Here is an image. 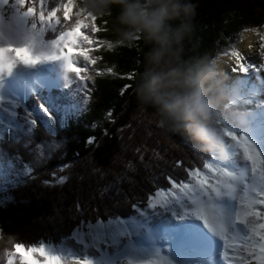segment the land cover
Segmentation results:
<instances>
[{
    "label": "snow or ice",
    "instance_id": "obj_1",
    "mask_svg": "<svg viewBox=\"0 0 264 264\" xmlns=\"http://www.w3.org/2000/svg\"><path fill=\"white\" fill-rule=\"evenodd\" d=\"M76 5L77 0H0V74L10 73L20 64L31 66L62 61L80 82L84 99L91 103L96 78L116 75V71L113 66L98 67L103 61V56L97 55L102 48L99 25H96L97 31L90 33L87 22L79 23L84 17ZM243 31L253 33L258 40L248 43L247 51H243L238 47L243 43L242 37L235 42L229 39L217 55L227 62L230 79L237 83L247 110L246 123L226 127L224 135L237 156H243L248 163V177L234 186L232 174L214 163L215 154L199 163L176 159L170 171L157 172L151 167L150 160L145 161L147 150L138 147L136 159L127 161L123 172L94 166L86 179L84 172H73L74 161H66L42 178L37 173L58 146L54 142L36 141L20 154L17 167L21 179L15 184L0 180V209L29 206L30 200L17 199L13 195L22 183L29 181L58 191L60 202L66 199L64 189L74 182L72 203L67 209L55 207V216L41 222L54 236L52 244L43 239L35 242L22 239V233L31 234L34 229L7 231L4 222L0 221V232L16 237L0 253V264H97L94 257L105 250L112 251L111 234L123 227L121 222L130 216L140 217L145 210L152 215L178 202L188 207L199 205L205 225L222 237L221 264H264V31L260 27ZM127 78L131 79L132 75ZM242 80L246 82L238 83ZM41 109L46 111L43 105ZM106 117L107 122H115L111 109ZM32 124L36 127L37 121L33 120ZM98 126L99 122L94 121L92 129ZM103 134L110 135L107 128L103 129ZM85 145L98 147L99 140L96 136H88ZM137 161L151 176L149 184L140 190L135 187ZM86 180L89 183L85 196ZM125 183L130 186V191L123 187ZM220 195H233L239 200L236 221L242 228L235 236L229 234L211 207L204 206V201ZM155 225L171 226L169 214L165 213L159 219L154 217ZM64 241L72 249L71 253L58 250L57 246ZM97 243L98 247L95 246ZM138 264H168V261L152 258Z\"/></svg>",
    "mask_w": 264,
    "mask_h": 264
},
{
    "label": "trees",
    "instance_id": "obj_2",
    "mask_svg": "<svg viewBox=\"0 0 264 264\" xmlns=\"http://www.w3.org/2000/svg\"><path fill=\"white\" fill-rule=\"evenodd\" d=\"M184 2L192 4L194 12L182 18V21L174 22V26L175 23L182 22L185 28L182 38L173 44L171 62L163 65L158 58L151 55L156 47L154 41L146 34L119 22L121 12L119 5H96L95 0H80L77 8L81 10L83 17L91 15L95 29L96 25H99L102 48L97 55H102L103 61L98 67L106 69L113 66L116 75L105 74L97 77L91 103L86 100L82 106L81 98L74 86L63 92L53 90L47 98L51 104L63 108L67 103L68 106L72 105L77 109L74 114L65 113L63 119L54 115L53 131L45 128L39 115L28 116L19 108L18 121L21 126L17 130H11L0 140V168L10 162L18 165L20 154L28 150L30 144L40 140L61 143L37 173L42 178L46 177L49 170L66 161H74L73 172H84L86 179L94 166L123 172L125 163L136 159L138 147L147 150L145 161L150 160L151 167L157 172L170 171L176 159L199 163L215 154V150L211 152L205 150L194 138L193 130L198 123L185 120L179 114L162 111L161 105L143 98L140 88L152 76L161 72H173L176 77H182L184 83L181 86L166 90L168 99L188 96L198 89L202 91L212 105L214 114L212 126L218 135L223 137L225 125L228 123L226 109L229 101L226 94L217 88L212 62L220 57L217 55L218 51L227 45L229 39L235 42L241 38L245 32L243 29L264 26V0H184ZM129 74L132 75L131 79L127 78ZM44 97L43 95L38 103L36 96L31 97L26 106L31 111H39L40 104L46 106ZM31 104L35 107H31ZM110 109L114 113V123L107 122L106 113ZM33 120L37 121L36 127H33ZM94 121L99 122L95 130L92 129ZM104 128L108 129L109 136L103 134ZM88 136H96L99 146L86 147L85 140ZM135 167L138 169L135 173V187L140 190L149 184L151 176L149 170L138 161ZM20 179V174L15 176L14 184ZM88 183L86 180L83 193L85 196ZM123 187L130 191L127 183ZM74 191L73 182L64 189L66 199L60 202L58 191L45 189L39 182L22 183L13 195L17 199L26 198L31 204L27 207L10 206L0 209V221L4 222L7 231L32 227L34 231L31 234L22 233V239L29 242L43 239L46 243L52 244L55 238L41 222L55 216V207L69 208ZM137 218L130 216L123 222ZM15 239V234L0 232V253Z\"/></svg>",
    "mask_w": 264,
    "mask_h": 264
},
{
    "label": "rangeland",
    "instance_id": "obj_3",
    "mask_svg": "<svg viewBox=\"0 0 264 264\" xmlns=\"http://www.w3.org/2000/svg\"><path fill=\"white\" fill-rule=\"evenodd\" d=\"M79 2L80 0H77L76 6H78ZM85 22L90 25V33L96 31L91 15H87L83 20L79 21V23ZM244 33L246 32H243L241 37H243ZM220 58L222 57L214 60L212 64L214 67L215 80L218 86L217 88H219L226 94L229 101L228 108L226 109V119L228 123L225 125V128L232 125L242 126L248 119L247 110L242 101L238 88H234L233 90L227 87L226 84L224 85L221 81L220 75L217 71V62H219ZM43 65L44 62L31 66L20 64L17 65L10 73L0 74V87L6 82L8 84V87H10L8 88V91L0 89V93L2 94L1 96H4L2 118L0 119V140L3 139L5 135L9 134L11 130H17L19 126H21L20 122L18 121L19 113L17 110L19 108H22L28 116L32 114H34L35 116L39 115L42 118L43 124H45V128L49 131H53L54 115L59 116V118L62 117L63 119L65 113L74 114V112L77 111L75 107H73L72 105L68 106L67 103L63 108L61 106L51 104V102L47 98L51 94L52 89L63 92L64 90L74 86L75 90L78 91V96L81 98V106L86 103V100L84 99V96L82 94V87L77 78L72 83H70V85L63 89L52 86V88L48 87V91V88L40 85L35 92L30 91V93H28L26 97L22 98V96L17 93L23 91L22 86L18 82V77L22 74L26 78V74H28L29 72L33 74V71L38 72L39 69L43 67ZM43 91L44 94H42ZM43 95L45 96L43 98V101L46 105L43 106L46 111L41 109V104L40 106H38L39 111L29 110V107L26 106V102H28L29 98H33L36 96L38 98V103ZM81 106L79 108H81ZM31 107L35 106L31 104ZM222 139L224 148L222 152H215L217 159L214 161V163L217 166L227 170L229 173L232 170L234 173V177H236L238 170L237 167L232 166V164L238 158V156L235 152V149L228 145V141L225 135H223ZM54 143L58 147L53 149L52 153H55V151H57L61 144L60 142ZM262 147H264V145H262ZM244 164L246 166V170L242 174L238 173L240 179H237L236 183H232L234 186L239 182H242L245 177H248L250 175L248 163L244 161ZM18 175L19 169L17 167V163L10 162L5 167L0 168V180H7L8 182L14 184L13 179ZM214 199L215 201L220 203L219 205L223 206L224 204H226L225 202H227L226 199H228V195H220L214 197ZM233 203L235 204L233 205L232 209L234 208L236 203L239 204V200L237 197H235ZM165 213L169 214V223L171 226H153V218L155 217L156 219H159ZM214 214L217 218H221V216L216 214L215 211ZM195 216L197 215L194 214L191 209L179 202L175 205L169 204L160 212L153 213L152 215H149L146 210L145 212L140 213V217L135 220H131L129 222H121L123 227L118 228L111 234L110 247L112 248V251L108 252L107 250H105L99 256L94 258L96 259L97 264H138V262L140 261L152 258L170 259L172 258V256L170 255V250L173 248V246H176L175 248L178 254L185 251L184 253L180 254L182 259L185 260V263L182 264H204V262H201L194 257L192 252H190L191 248H188L186 244L183 246L176 244V242H174L173 240L172 235L173 233L178 235L184 229V232L186 231V234L184 235L186 236L187 240H201L206 243H211L214 240V242L216 243V249L220 248V239L218 237H214L215 235L213 233V236L210 235L211 232L208 231V229L210 230V228L208 227L207 229L205 227L202 215L198 218H196ZM201 220L203 221L201 222ZM172 221H175V223L172 224ZM185 222H189V225L184 227L182 225H184ZM191 225H193V228H190L192 227ZM190 230L192 231L190 232ZM195 231L196 233H194ZM188 232H190L191 235L193 234V236L190 237V234ZM208 234L210 236H208ZM201 237L203 238L201 239ZM122 240L124 241L123 243L121 242ZM95 246L98 247L99 243H97ZM179 247L180 249H178ZM58 250L66 251L69 253L72 252V249L67 244V242H64L60 247H58ZM178 263V261L173 262V264Z\"/></svg>",
    "mask_w": 264,
    "mask_h": 264
},
{
    "label": "clouds",
    "instance_id": "obj_4",
    "mask_svg": "<svg viewBox=\"0 0 264 264\" xmlns=\"http://www.w3.org/2000/svg\"><path fill=\"white\" fill-rule=\"evenodd\" d=\"M96 5L116 4L121 8L118 17L122 25L146 34L156 47L152 56L163 65L171 62L173 44L182 38L185 25L175 23L194 12L193 5L184 0H95ZM182 77L173 72H161L141 85L146 101L161 105L162 111L179 114L183 119L198 123L193 130L194 138L209 152H222L223 139L212 126L214 114L211 102L199 89L188 96L167 97V89L181 86Z\"/></svg>",
    "mask_w": 264,
    "mask_h": 264
},
{
    "label": "bare ground",
    "instance_id": "obj_5",
    "mask_svg": "<svg viewBox=\"0 0 264 264\" xmlns=\"http://www.w3.org/2000/svg\"><path fill=\"white\" fill-rule=\"evenodd\" d=\"M261 31H264V27L261 28ZM243 43H240L238 47L243 50L247 51V44L250 42H256L258 38L250 32H246L243 34ZM227 62L225 61L224 58H220L219 62H217V71L220 75L221 81L223 84L231 89L238 88L237 83L235 81H232L230 79L231 74L228 73L227 71ZM17 79V78H16ZM76 79V76L74 73L69 72L67 68L65 67L64 63L62 61H46L44 62L43 67L39 69L38 72L33 71V74L29 72L25 76L22 74L18 77V82L22 86L23 91L22 92H17L23 97H26L30 91L35 92L37 88L41 86L45 87H50L56 86L60 89L66 88L70 83H72ZM246 81H238V83L243 84ZM10 87H8L7 82L0 87V89H3L4 91H8ZM2 94L0 93V119L2 118V108H3V99L4 96H1ZM244 158L243 156H238V158L233 162L232 166H236L238 173L242 174L246 170V166L244 164ZM234 177V173L231 170L230 174H232L231 177V182L234 184L237 182V179L239 180L240 177L238 176ZM244 175V174H243ZM236 196L233 195H228V199H226L227 202L223 206L219 205L220 203L215 201L214 198H212L210 201H204V206L211 207L213 209V212L215 211L216 214L220 215L217 219L222 221L226 227L228 228L229 234L235 236L237 235V232L242 228V225L239 224L237 221H235L236 213L238 211L239 204L236 203V207L232 209L234 199ZM188 207V206H187ZM191 209V211L194 212L197 216L196 218L201 217L200 213V206L193 204L191 207H188ZM234 211V212H233ZM236 211V212H235ZM187 220V219H186ZM203 220H201L202 222ZM189 222H185L184 225L182 226H188ZM205 225V223H204ZM193 228V225H191ZM205 227L208 229V227L205 225ZM210 228V227H209ZM187 229V228H186ZM192 230H190L191 232ZM211 236L213 234L215 235L214 237H218L220 239V242L223 243L222 237L217 234L215 231H213L211 228L210 230L208 229ZM186 232V231H185ZM184 232V229L180 232V234H175L173 233V240L176 242V244L179 245H187L188 248H191L192 254L194 255L197 260H200L201 262H204V264H221V259H220V253L222 251V247L220 245V248L216 249V243L214 240L211 243H206L201 240H187L186 234ZM188 232L191 236V233ZM196 233V231L194 232ZM213 233V234H212ZM208 234V236H210ZM185 236V238H184ZM203 237H201L202 239ZM211 238V237H210ZM210 242V241H209ZM215 244V246H214ZM176 246H173V248L170 250V255L172 258H163V260L168 261V264H173V262L178 261V264L185 263V260L182 259L180 256L181 253H184L185 251L181 253L176 252ZM180 249V247L178 248ZM193 257V256H192Z\"/></svg>",
    "mask_w": 264,
    "mask_h": 264
},
{
    "label": "water",
    "instance_id": "obj_6",
    "mask_svg": "<svg viewBox=\"0 0 264 264\" xmlns=\"http://www.w3.org/2000/svg\"><path fill=\"white\" fill-rule=\"evenodd\" d=\"M46 88H48V87H46ZM50 88V87H49ZM49 88L47 89L48 91H49Z\"/></svg>",
    "mask_w": 264,
    "mask_h": 264
}]
</instances>
